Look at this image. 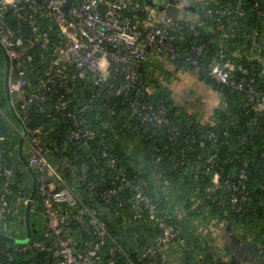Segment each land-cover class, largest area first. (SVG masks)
<instances>
[{"label":"trees","instance_id":"obj_1","mask_svg":"<svg viewBox=\"0 0 264 264\" xmlns=\"http://www.w3.org/2000/svg\"><path fill=\"white\" fill-rule=\"evenodd\" d=\"M177 3L173 0L165 7L172 22L167 30L178 46L174 53L163 55L168 69L157 68V72L166 74L165 81L155 75L156 69L149 68L157 61L153 57L139 68L143 78L135 87L139 93L133 89L120 95L97 92L89 78L74 79L57 88L46 102L33 103L23 111L16 99L6 96L7 65L0 45V167L12 171L9 205L18 207L16 215L5 213L0 231L24 242L43 238L46 216L38 189L29 209L28 238L23 218L26 205L17 203L19 197L30 196L32 186L28 165L19 152L20 141L27 160L30 151L26 143L36 135L42 142L41 152L78 198L77 206L69 210L76 213L80 207L95 209L110 235L108 244L117 243L122 248L114 257L103 248L93 258L94 264H126L129 259L135 264H149L138 257L139 249L153 242L158 229L148 218L145 200L136 197L137 191L155 204L160 218L179 227V238L184 241L171 242L169 249L179 251L180 264H264V189L260 187L264 185V112L248 103L244 90L218 82L209 74L210 63L218 58L224 43L229 48L226 58L234 66L231 78H252L255 86L264 87V50H253L243 34L253 29L263 32L264 19L254 16L250 0H188L183 7ZM208 10L218 11L215 16L221 18L224 30L215 29L214 20L206 16ZM224 32L229 37L224 38ZM24 37L33 54L25 66L32 90L37 88L51 55L48 48L32 41L29 32H24ZM195 44L205 45L199 65L186 60ZM257 54L261 58H252ZM180 72L189 73L196 82L177 98L169 84L170 76ZM9 74L15 76L11 63ZM203 87L219 99L210 114L205 93L200 92ZM58 95L65 106L56 109ZM68 112L77 116L78 125L72 123ZM157 113L160 121L150 119ZM78 127L91 130L92 136L81 133L78 138L72 137L71 132ZM210 155L212 166L207 161ZM241 172L247 178L240 192L226 184L208 191L214 173L235 184ZM122 177L131 185L121 182ZM5 179L0 175V191ZM112 188L115 192L106 200L103 194ZM233 197H242L236 203L240 205L238 211L232 209ZM136 213L140 216L135 217ZM68 221L65 226L76 239L90 235L88 225ZM223 228L235 239L221 248L214 244L217 240L220 243L217 233ZM20 231L23 237L18 236ZM18 240L0 237V246L10 249ZM237 247L251 250L238 259L234 253ZM42 257V252L28 250L8 260L0 252L2 264H39Z\"/></svg>","mask_w":264,"mask_h":264},{"label":"built area","instance_id":"obj_2","mask_svg":"<svg viewBox=\"0 0 264 264\" xmlns=\"http://www.w3.org/2000/svg\"><path fill=\"white\" fill-rule=\"evenodd\" d=\"M187 2L188 0H178L177 6L183 7ZM250 4L254 16L260 20L264 19V0H250ZM216 14L218 11L206 12V16L214 20L215 29L222 31L224 24ZM169 24L172 22L166 16L165 9L147 5L141 0H0V45L12 64L15 75L8 79L7 93L11 100L16 99L19 102V108L23 111L33 103L46 102L57 88L65 87L68 81L74 79L89 78L97 92L124 94L143 82L139 68L144 62L153 57L174 53L178 49L175 40L168 33ZM24 32H29L32 41L39 43L41 48H48L51 55L37 88L32 90L28 86L25 66L32 60L33 54ZM243 34L250 40L253 50H264V31L253 29L252 32ZM223 37L227 38L229 34L224 32ZM204 50V44L191 46L186 60L193 65H199L204 58ZM227 52L229 48L223 43L219 48L218 58L210 63L209 74L218 82L244 90L248 103L260 113L264 112V87L255 86L252 78L248 81L244 78L233 80L231 76L234 66L226 58ZM256 57L259 55L252 56ZM261 57L264 60V56ZM239 69L245 72L244 68ZM64 106L65 100L58 95L54 107L59 109ZM160 113H163V110ZM67 115L73 124L78 125L75 114L68 112ZM25 118V114L21 115L22 121ZM150 119L160 121L161 117L158 113L151 114ZM81 133L91 137L93 132L78 127L71 132V136L78 138ZM41 143V139L36 135L29 138L30 155L27 163L36 170L38 192L45 208L43 238L24 242L3 231V235L18 241L13 243L10 249L0 246V252L6 255L8 260H12L28 250L40 251L43 257L39 264H94L93 258L99 255L103 248L107 249L106 253L110 257H114L122 248L117 243L108 244L110 235L99 220L97 211L84 207H80L76 213L69 210L68 207L77 206L78 198L43 155ZM103 155L107 153L103 152ZM207 161L211 163L209 166H212L213 156L210 155ZM0 175L6 178L0 191L1 220L5 213L16 215L18 207L12 208L9 205V197L13 193L8 185L12 175L11 169L0 167ZM246 178V174L241 172L236 175L238 182L233 184L227 179L221 180L219 175L214 173L207 189L210 192L216 191L226 184L234 191L240 192L241 188L245 187ZM119 180L131 185L130 181L123 177ZM58 183L64 185L58 186ZM260 187L264 189V185ZM114 192L115 188H112L103 196L107 200L109 194ZM136 197L145 200L148 218L158 229L153 242L141 246L138 257L147 259L149 264H167L165 255L161 252L175 240L184 241L179 238V227L160 218L155 204L139 191ZM241 198L233 197V210L240 209V205L236 206V203L239 204ZM28 201L29 197L21 196L17 203L26 205ZM139 216L140 213H136L135 217ZM70 219L78 226L88 225L90 235L80 239L71 235L65 226ZM126 264L135 262L129 259Z\"/></svg>","mask_w":264,"mask_h":264},{"label":"rangeland","instance_id":"obj_3","mask_svg":"<svg viewBox=\"0 0 264 264\" xmlns=\"http://www.w3.org/2000/svg\"><path fill=\"white\" fill-rule=\"evenodd\" d=\"M195 19H196V17H195ZM158 57L159 58H157V61H154L155 63L152 64V67L150 66L149 68L150 69L153 68V70L156 69L155 75L158 78H160L163 81H165L166 74L165 73L162 74L159 71L157 72V68L158 67H163V68H167L168 69L169 66L167 64L165 56H158ZM170 80L171 81H170L169 85H170L171 89L173 90V93H174L175 97H177V98H180L181 96H183V95H181V93H182V91L184 92V90H186V87L187 88L190 87L188 85H192V84H194L196 82L194 77L190 76L189 73H185V72H180V73L173 74L172 76H170ZM198 91H199V89L197 90V92ZM200 92L205 93V96H206L205 101H210V102L213 101V99H214L213 98L214 94L212 95L213 92L209 93V91L206 90L205 87H203V89L200 90ZM210 102L208 104H210ZM23 218H24V221H25V215L23 216ZM226 228L228 229V226ZM227 229L223 228V229H221V231H219V233H217V237H219L220 243L217 240L216 244H214V245H217V246H220L221 248H223V245H222L223 243L229 242V241H231V242L234 241L235 238L231 234H229ZM17 234H18V236L20 235L19 237H23L22 235H24V232L20 231ZM246 250L247 251L251 250V248H248V247L238 248L237 247V248L234 249V253L236 254V257L238 259L239 258L242 259V257L245 258V256H246L245 255Z\"/></svg>","mask_w":264,"mask_h":264},{"label":"water","instance_id":"obj_4","mask_svg":"<svg viewBox=\"0 0 264 264\" xmlns=\"http://www.w3.org/2000/svg\"><path fill=\"white\" fill-rule=\"evenodd\" d=\"M143 2L147 5H152V6H155L156 8L158 9H161V10H164L167 3H170V2H173V0H143ZM5 59H6V76H5V85H6V89H7V83H8V79H9V59L8 57L6 56L5 54ZM133 91L139 93L140 90L137 89V88H133ZM8 97L10 98L9 94H8ZM22 143H23V140L20 141V145H19V152H20V155H21V158L24 162L25 165H28L27 163V160L26 158L23 156L22 154ZM28 169L31 173V176L33 177V186H32V190H31V194L29 196V201L27 202L26 204V207H25V223H26V236L27 238L30 236V229H29V209H30V205H31V201L33 199V196L36 192V188H37V179H36V175H35V172L33 170L32 167L28 166ZM0 237H4V238H8V239H12L11 237L9 238V236H6V235H3L0 233Z\"/></svg>","mask_w":264,"mask_h":264},{"label":"crops","instance_id":"obj_5","mask_svg":"<svg viewBox=\"0 0 264 264\" xmlns=\"http://www.w3.org/2000/svg\"><path fill=\"white\" fill-rule=\"evenodd\" d=\"M5 56V55H4ZM156 58H159V57H156ZM10 75V74H9ZM10 77V76H9ZM211 92V90H209V93ZM208 93V92H207ZM212 93V92H211ZM214 94V95H213ZM212 95H213V101H208V103L210 102V104H208V110H207V114H210V110H211V108L212 107H214V106H216L218 103H219V99H218V96H216V94L215 93H212ZM6 96H7V98H9L8 97V93H7V89H6ZM10 100H11V98H10ZM9 100V101H10ZM26 150H27V152H29L30 151V147H29V144H28V142L26 143ZM34 170V169H33ZM34 172H35V175H36V179H37V173H36V171L34 170ZM30 177H31V180H32V186H33V177L30 175ZM32 186H31V190H32ZM38 189V179H37V188H36V190ZM0 232H2V231H0ZM25 232V235H26V230L24 231ZM5 233H7V232H5ZM2 234H3V232H2ZM179 251H177V250H173L172 248H170L169 249V245L165 248V250H164V255H166V260L168 261V264H180V254L178 253Z\"/></svg>","mask_w":264,"mask_h":264}]
</instances>
